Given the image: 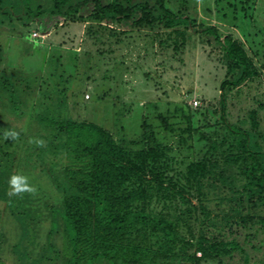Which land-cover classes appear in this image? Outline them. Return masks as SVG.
Instances as JSON below:
<instances>
[{
  "label": "trees",
  "instance_id": "16d2710c",
  "mask_svg": "<svg viewBox=\"0 0 264 264\" xmlns=\"http://www.w3.org/2000/svg\"><path fill=\"white\" fill-rule=\"evenodd\" d=\"M171 1L0 0V23L8 21L11 33L17 24L29 31L34 23L42 32L51 22L85 26L83 50L70 51L63 63L58 56L56 71L40 82L51 90L47 86L35 95L21 88L18 66L0 68V264L21 248L25 235L31 245L22 256L31 264H232L237 255L241 259L234 264H264L246 250V245L260 249L253 243L259 235L264 240V98L254 95V107L236 115L229 111L232 95L262 76L250 56L254 44L245 45L231 30L249 38L254 25L253 37L264 46V29L254 22L256 0H207L217 22L193 18L185 1L175 10ZM28 31L10 35L21 39L15 57L25 51ZM193 36L203 52L209 46L222 62L224 70H209L224 72L217 100L194 98L197 105L188 100V111L177 93L162 110L153 100L155 115H141L134 137L111 130L114 120L104 125L93 119L102 107L115 116L118 95L106 99L107 87L87 102L85 83L94 75L101 79L100 73L106 78L108 65L117 64L128 45L157 41L180 53ZM106 54L112 60L99 66ZM45 55L41 62L29 58L26 73L39 70L48 61ZM204 55L198 65L207 67ZM167 62L170 72L174 63ZM74 108L85 110V117L74 118ZM10 130L19 133L17 140L5 139ZM37 139L45 146L30 143ZM29 168L38 174L29 184L38 179L45 184L35 187L37 195L9 196L10 177L26 176ZM49 187L60 200L42 195Z\"/></svg>",
  "mask_w": 264,
  "mask_h": 264
},
{
  "label": "rangeland",
  "instance_id": "374dc122",
  "mask_svg": "<svg viewBox=\"0 0 264 264\" xmlns=\"http://www.w3.org/2000/svg\"><path fill=\"white\" fill-rule=\"evenodd\" d=\"M184 1L186 3L185 7L187 8V14H191L193 18L208 17V19L216 20L217 16L215 14H208L211 9L208 8L206 3L207 0H172L171 6H173L175 10H178L182 6L180 2ZM210 7L214 9V4L210 3ZM256 7L258 9L254 12L256 18V21L254 22L258 24L260 29H264V0H256ZM217 20L215 22H217ZM1 23L0 68L4 70L10 69L9 71H13V68L15 69V67L18 66L19 70L23 71V75H21L22 77L19 76L21 78L17 79L22 84L21 88L25 89V87H28L31 93H35V95L37 92L42 94L41 91L47 90V86L49 90L53 88L49 85L42 86L40 82L53 70L54 67L56 71V67L58 65L57 62L59 61L58 56H63V58H61V62L63 63L70 51L80 53L83 50L82 36L85 26L81 23L69 22L63 26L61 25L63 22H51L46 32H42L39 25L35 26L34 23L31 24L29 31L28 28L23 30L20 25L17 24L19 27L16 26L12 33V27L9 26L8 21L3 24ZM231 30L235 32L234 36L245 45H250V42L254 44V48H252L253 52H250V56L255 58L254 64L260 67L262 73V76L259 77V81L243 86L240 91L232 95L229 102V111L233 115H236L241 110L243 112V109L247 110L248 108L255 106L256 103L252 100L254 95L255 97L260 96L259 98H264V46L261 44L259 38L253 37L254 32L257 31L254 25L251 26L249 30L251 35L249 38L244 36L242 33L240 34L234 28ZM27 31L30 34V39L28 40L30 43L28 42L26 44L27 46L24 52L15 57L17 51L15 52L14 50L17 46L21 45V39L16 38L14 40H10V35H26ZM190 32L192 33V30H190ZM194 36L189 40L188 46L180 53H174L171 47L168 48L159 46L157 41L154 42L153 46H151L148 43H144L142 39H138L131 46L128 45V47L124 50L123 47L117 49V52H121L123 50L121 53V55H123L122 58L114 57L117 60V64L108 65L107 61L112 60L113 58L111 55L106 54L105 57H99L97 60L98 65L101 66L105 63V66L108 65L113 71L109 68L106 78L103 76L104 73H100L98 74V77L101 79L95 80L97 76L94 75V80H91V78L85 83L88 86L85 95H89L88 99L85 96V100L87 102L92 101L95 97L96 90L102 94L107 87H110L111 92L107 95L104 93L107 96L106 99L112 98V100H114L115 95L117 94L119 104L115 108V116L113 114L114 110L110 111L108 107H102L101 109L96 107L95 109H100L98 113H102L100 114L99 119L98 117H94L93 119L98 121L100 120V123L104 125L111 124L110 122L114 120L116 123L111 124V130L114 129L116 134L119 133L124 134L125 136L134 137L140 131L139 126L142 122L141 115L145 113L151 119L155 115L156 108L151 106L153 100H157L156 102L158 103H156L155 106L162 110L161 105H163L164 102H174L177 100V97L171 94H180V96H183L181 99H184L182 107L185 111L190 110V107L187 104L188 100H193L194 102V98L199 99L204 97L210 100H217L219 97L218 88L224 72L218 71L217 73V71H213L210 73L209 70H212L216 66L221 67L222 62L220 61L218 52H209V46H207L203 52V49L201 50L199 46V42H197V38H194ZM28 49L29 51L27 52ZM255 49L257 50V55H255ZM43 54H46L45 60L48 59V61H46L42 67L39 68V70L37 68H33L30 74L26 73L28 71L26 66L24 68L25 62H29V58H32L33 56H36L38 62H41ZM201 54H205L204 56L206 57L208 54L210 63L207 64V67L198 65L200 63ZM12 56H14V58L11 60ZM18 59L21 60L19 61ZM167 60H169V65H171L172 61L174 63V68L170 72L168 71ZM28 66L31 67L30 65ZM221 69L224 70L222 67ZM108 81H112V83L108 85ZM147 101L149 103H147ZM159 101H161V104ZM50 111L52 114H58L54 104H52ZM72 112H74V118L80 117L83 119L86 115L85 110H77V108L72 109ZM87 112L89 113L87 117L90 119L91 110ZM261 115L264 117V112H262ZM195 120L198 121V118ZM197 123L200 124V122ZM262 126L264 131V122ZM121 127H125L127 130L124 132ZM32 128L36 129L37 125L35 124ZM175 152L178 153V151ZM187 153V150L182 151L180 153L182 155L178 157V160L181 161L183 156ZM33 176L36 177L38 174L29 168V172L26 175L29 182H31V178H33ZM38 180L42 185L45 184L41 182L40 179ZM32 181L34 187H41V184L37 180ZM42 195L52 199V201L55 198L57 201L60 200V198L53 193L50 187L47 190L43 189ZM0 205L2 206L3 202L0 201ZM6 218L7 216L5 219ZM240 240H242V238H240ZM11 241L13 242V239ZM29 241L30 238L25 235L21 241V248L16 249L14 254H6L7 264H31L27 261V257L25 258L22 256L23 251L27 254L29 253L31 245ZM253 243L260 245V249L254 250L246 245V250L252 251V260L254 262L257 260V263H260L259 260L264 259V240H262V236L259 235V238L254 240ZM50 255L55 258V260L57 259L56 250H51ZM240 259L241 256L237 255L235 260L231 263L234 264V262L236 263L240 261ZM241 264L245 263L241 262Z\"/></svg>",
  "mask_w": 264,
  "mask_h": 264
},
{
  "label": "clouds",
  "instance_id": "9594fccd",
  "mask_svg": "<svg viewBox=\"0 0 264 264\" xmlns=\"http://www.w3.org/2000/svg\"><path fill=\"white\" fill-rule=\"evenodd\" d=\"M13 139L17 140L19 138V133L16 131H6L5 132V139ZM36 143L37 146L43 147L45 146V141L43 140H35L30 141V143ZM9 187L10 190L8 192L9 196H17L24 193L28 194H35L36 188L29 184L28 177L21 175V174H13L9 179Z\"/></svg>",
  "mask_w": 264,
  "mask_h": 264
},
{
  "label": "built area",
  "instance_id": "2783aa9c",
  "mask_svg": "<svg viewBox=\"0 0 264 264\" xmlns=\"http://www.w3.org/2000/svg\"><path fill=\"white\" fill-rule=\"evenodd\" d=\"M38 36H40V35H38ZM197 104H198V102H196V101L193 102V105H197Z\"/></svg>",
  "mask_w": 264,
  "mask_h": 264
}]
</instances>
